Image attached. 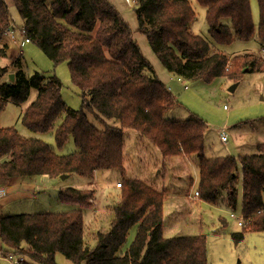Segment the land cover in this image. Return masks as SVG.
<instances>
[{"label": "trees", "instance_id": "obj_1", "mask_svg": "<svg viewBox=\"0 0 264 264\" xmlns=\"http://www.w3.org/2000/svg\"><path fill=\"white\" fill-rule=\"evenodd\" d=\"M11 1L23 22L20 29L24 38L54 64L67 63L82 105L79 110L67 108L62 84L56 77L46 79L36 73L27 78L20 70L14 82H3L11 67L21 68L20 59H15L10 67L0 66V116L8 101L24 103L35 89L36 99L24 111L22 124L36 134L55 131L58 151L70 139L76 147L71 153L59 154L41 139L23 137L15 128L0 125V185L11 179L40 176L59 179L75 174L92 178L96 171L124 173L125 130L136 131L164 157L203 154L206 126L196 118H164L176 105V99L158 80L129 25L109 0ZM133 1L138 31L147 37L163 67L180 80L212 83L228 77L239 82L245 72H264V62L257 54L230 58L194 35L190 27L196 13L189 0ZM196 2L206 9L210 33L217 43L248 41L256 33L264 52V0H257V29L251 0ZM223 20L227 23L223 24ZM9 27L16 29L6 1L0 0V42ZM7 51L6 45H0V58ZM90 116L98 125L90 121ZM197 165L201 200L217 204L227 192L228 206L236 207L240 183L241 214L246 222L243 227L246 231L264 232V147L238 159L201 156ZM94 197L91 189L63 188L60 201L78 209L2 217L1 257L24 255L36 264H57V254L73 264H208L206 236L165 238L163 195L135 179L121 182L110 230L96 235L94 247L88 246L84 210L91 206ZM134 229V240L126 247L127 237ZM243 237L234 235L238 241Z\"/></svg>", "mask_w": 264, "mask_h": 264}, {"label": "rangeland", "instance_id": "obj_2", "mask_svg": "<svg viewBox=\"0 0 264 264\" xmlns=\"http://www.w3.org/2000/svg\"><path fill=\"white\" fill-rule=\"evenodd\" d=\"M5 1L16 27L13 36L17 44L10 43L11 50L7 51L5 57L0 58V66L10 67L15 59H20L21 68L11 67L9 74L15 76L18 71L22 70L27 78L36 73L43 74L46 79L56 77L62 84V99L67 108L79 110L82 99L79 90L71 81L67 63L56 65L35 44L25 43L20 29L23 22L18 10L11 0ZM111 1L119 7L122 19L129 25L132 37L139 45L143 57L151 65L154 74L162 84L172 91L176 99V105L164 115L166 120L177 121L196 118L204 123L206 126L204 154L208 159L226 157L238 159L241 156L256 154L259 147H264V72H245L239 82L228 77L218 78L212 83L200 80L183 81L173 77L151 50L147 37L138 31V20L133 0ZM189 1L196 13V19L190 27L194 35L204 38L214 51L223 52L230 58L237 54L254 53L260 57L262 63L264 62L263 43L256 33L248 41L235 40L228 45L219 44L210 33L206 20V9L198 5L196 0ZM251 8L253 23L257 29L259 24L257 0H251ZM222 23L227 22L223 20ZM4 39L3 37L2 41ZM23 42L24 45H21ZM4 81H9L8 77H4ZM235 84H238L237 87L234 91H231V87ZM36 96L37 91L32 89L26 102L16 104L11 100L8 101L1 113L0 125L3 128H15L23 137L41 139L57 150L54 137L55 131L48 134H36L29 131L22 124L23 113L36 99ZM89 119L94 125H98L94 118L90 116ZM62 120L63 117L57 122L56 128ZM223 133L226 135L228 142H222L221 135ZM130 134L133 135L132 132L125 131V152L131 158L129 162L135 168L137 166L141 167L137 148H140L141 152H150V150L142 143L137 145V142H131L129 140ZM134 139L137 140L135 137ZM75 148L73 140L70 139L65 147L62 150H57V152L68 154L73 152ZM135 168H133L134 171H136ZM239 173H241L240 166ZM116 175L120 178L123 177L117 172ZM80 178L81 176L75 174L65 180L59 178L52 181L51 178H43L42 181L47 184L46 190L44 188L43 191L36 192L31 197L25 196V198L13 200L6 206L4 216L65 213L77 209L78 207H75V205L72 207L69 204L62 203L59 194L63 186L79 184ZM1 185L6 187L8 191L6 184ZM58 185L59 191L56 188ZM226 195L227 192H224L221 195V201L216 205H207V208L203 209L204 213L202 212L204 222L201 234L207 238L208 264H264V232L246 231L245 227L238 225V220L230 218L231 213H235L238 217L241 216V198L238 197L236 207H230ZM84 216L87 218L88 214ZM88 232L85 231L86 243L88 246L94 247L96 235H91ZM236 234H243V239L240 241L235 240L234 235ZM134 237V231H130L126 247L132 243ZM1 246L3 248L0 239ZM18 260L19 264H36L24 255L12 256V258L1 257L0 251V264H16L15 262ZM55 261L57 264H73L61 254L56 255Z\"/></svg>", "mask_w": 264, "mask_h": 264}, {"label": "crops", "instance_id": "obj_3", "mask_svg": "<svg viewBox=\"0 0 264 264\" xmlns=\"http://www.w3.org/2000/svg\"><path fill=\"white\" fill-rule=\"evenodd\" d=\"M109 2L122 17L121 11L115 2L111 0H109ZM4 38V41H1L0 44L6 45L8 50H11V42L17 44L15 39L12 40L9 37ZM22 44L23 43H21V45ZM125 131L133 133V135H129V140L131 142H137V145L142 143L150 150V152H141L140 148H137L141 167L137 166V168H135L129 162L131 158H129L125 152L124 140V173L114 170L96 171L94 180L93 177H81L79 184L72 186L66 185L71 188L91 189L95 191L93 203L89 208L84 210V215L88 214L87 218L84 216V230L87 232L89 231L88 233L91 235L108 232L110 230L111 222L114 219L113 209L120 199V188H117L116 184L123 180L135 179L144 182L163 195L162 229L165 238L169 239L180 236L191 237L203 235L201 234L202 224L204 222L203 209H206L207 205L210 203L201 200L200 196L195 197V193L199 192L198 186L200 179L197 163L201 156L205 157L204 152L201 155L199 154L191 157L183 155L164 157L157 147L139 135L136 131ZM134 137L137 140H135ZM133 168H135L136 171H134ZM116 172L123 177L120 178L116 175ZM239 175H241V173H239ZM71 176L72 175L67 176V178H70ZM43 178L49 177L40 176L25 179H11L5 182L8 187V195L0 202V220L4 217L6 206H8L13 200L18 198L21 199L23 197L25 198V196L31 197L35 195L36 192L43 191L44 188V190H46L47 184L42 181L44 180ZM51 180L53 181V179ZM66 186H63V188ZM56 188L59 191V185ZM238 197L241 198L242 204V189L240 183L238 184ZM70 206L73 207L74 205ZM132 231H134L135 235V229ZM1 248L2 246L0 247V250Z\"/></svg>", "mask_w": 264, "mask_h": 264}, {"label": "built area", "instance_id": "obj_4", "mask_svg": "<svg viewBox=\"0 0 264 264\" xmlns=\"http://www.w3.org/2000/svg\"><path fill=\"white\" fill-rule=\"evenodd\" d=\"M14 32H15V30H13L11 27H9V28L7 29V31L5 32V36H7V37H9V38H11V39H14V36H13ZM21 33L23 34V31H21ZM24 39H25V38H24ZM24 42H25V43H30V41H29L28 39H25ZM24 42H23L22 45H24ZM221 140H222V142H227V137H226V135H224V133H223V135H221ZM94 179H95V172H93V180H94ZM116 187H117V188H121V182H118V183L116 184ZM7 195H8L7 188L4 187L3 185H0V202H1L2 200H4V199L7 197ZM199 196H200V195H199V192H196V193H195V197H199ZM230 216H231V218L238 220V225H239L240 227H243L244 225H246V222H245L244 217H243L242 215H241L240 217H238L235 213H231ZM15 263H16V264H19V260L16 261Z\"/></svg>", "mask_w": 264, "mask_h": 264}, {"label": "water", "instance_id": "obj_5", "mask_svg": "<svg viewBox=\"0 0 264 264\" xmlns=\"http://www.w3.org/2000/svg\"><path fill=\"white\" fill-rule=\"evenodd\" d=\"M14 78H15L14 74H9V75H8V80H9L8 83H12V82L14 81ZM237 85H238V84H235L234 86H232L230 90H231V91H234L235 88L237 87ZM60 178H61L62 180H65V179L67 178V175L61 176Z\"/></svg>", "mask_w": 264, "mask_h": 264}]
</instances>
